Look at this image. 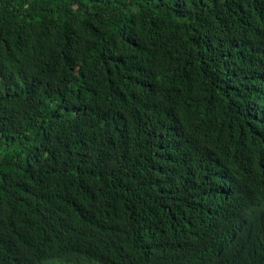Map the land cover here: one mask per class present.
<instances>
[{"label": "trees", "instance_id": "16d2710c", "mask_svg": "<svg viewBox=\"0 0 264 264\" xmlns=\"http://www.w3.org/2000/svg\"><path fill=\"white\" fill-rule=\"evenodd\" d=\"M0 264H264V0H0Z\"/></svg>", "mask_w": 264, "mask_h": 264}, {"label": "clouds", "instance_id": "9594fccd", "mask_svg": "<svg viewBox=\"0 0 264 264\" xmlns=\"http://www.w3.org/2000/svg\"><path fill=\"white\" fill-rule=\"evenodd\" d=\"M250 214H251V210H249V211H247V212H245V213H242V216L244 217L242 223H243L245 220L248 219V217L250 216Z\"/></svg>", "mask_w": 264, "mask_h": 264}, {"label": "bare ground", "instance_id": "6f19581e", "mask_svg": "<svg viewBox=\"0 0 264 264\" xmlns=\"http://www.w3.org/2000/svg\"><path fill=\"white\" fill-rule=\"evenodd\" d=\"M241 226V225H240Z\"/></svg>", "mask_w": 264, "mask_h": 264}]
</instances>
